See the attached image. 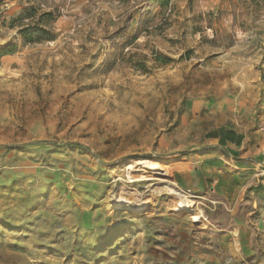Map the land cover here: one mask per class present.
Segmentation results:
<instances>
[{"label":"rangeland","instance_id":"obj_1","mask_svg":"<svg viewBox=\"0 0 264 264\" xmlns=\"http://www.w3.org/2000/svg\"><path fill=\"white\" fill-rule=\"evenodd\" d=\"M0 264H264V0H0Z\"/></svg>","mask_w":264,"mask_h":264},{"label":"crops","instance_id":"obj_2","mask_svg":"<svg viewBox=\"0 0 264 264\" xmlns=\"http://www.w3.org/2000/svg\"><path fill=\"white\" fill-rule=\"evenodd\" d=\"M215 138H217L222 145L218 144V146H215V150L209 149L201 153L198 158H194V161H198L196 168L200 169V172L207 177L212 176L214 178V183H218L219 173H221L224 168L228 167V165L233 169L234 173L239 170L253 169L251 164H253L252 162L255 160L253 156L256 154L242 150V147L245 146V142L240 138L239 134H233L231 137L218 135ZM227 142H230L231 146L235 145L233 153L227 152ZM238 151H241V153L238 154ZM187 168L190 169V166H187ZM214 173L218 174L217 177L212 175Z\"/></svg>","mask_w":264,"mask_h":264},{"label":"bare ground","instance_id":"obj_3","mask_svg":"<svg viewBox=\"0 0 264 264\" xmlns=\"http://www.w3.org/2000/svg\"><path fill=\"white\" fill-rule=\"evenodd\" d=\"M139 165L140 166L143 165L146 169L148 168L153 171L164 169L163 165L158 160L151 158H139L127 164L128 173H130V169ZM181 197H182L181 203H185L186 201H188V197L186 193H182ZM112 203H113V207H115L116 210L123 209L133 213L141 212L148 206L147 201L144 200L143 198H139V197L127 198L122 195H113Z\"/></svg>","mask_w":264,"mask_h":264},{"label":"trees","instance_id":"obj_4","mask_svg":"<svg viewBox=\"0 0 264 264\" xmlns=\"http://www.w3.org/2000/svg\"><path fill=\"white\" fill-rule=\"evenodd\" d=\"M230 135V134H229ZM231 135H233V134H231ZM228 137H231V136H228Z\"/></svg>","mask_w":264,"mask_h":264}]
</instances>
